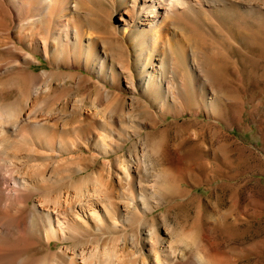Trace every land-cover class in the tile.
<instances>
[{
    "label": "rangeland",
    "instance_id": "1",
    "mask_svg": "<svg viewBox=\"0 0 264 264\" xmlns=\"http://www.w3.org/2000/svg\"><path fill=\"white\" fill-rule=\"evenodd\" d=\"M200 1L207 13L195 7L193 12L184 11L190 24L176 25L170 49L165 53L156 49L146 68L136 63L132 38L123 33L117 12L107 18L112 4L106 0L88 2L83 29L85 38L96 44L94 49L105 53L109 73H94L75 53H66L64 46L53 61L44 57L41 47L34 51L33 45L26 47L35 57L29 61L30 69L55 73L53 81L65 84L56 93L64 91L65 97L76 98L83 111L92 110L95 83L104 81L113 95L118 94L111 103L112 114L103 118V124L114 128L112 134L98 122L87 121L76 124L81 132L77 136L67 123L56 130L69 129L68 134L63 132L69 141L54 144L55 151L47 146L45 158L33 161L60 162L45 171L54 182L51 191H64L71 182L91 175L90 181L111 184L105 197L116 205L117 228L106 222L101 230L92 228L90 235L77 242L54 240L53 251L86 240L91 247L94 241L117 237L119 247L134 256V264H154L157 255L159 261L197 264L194 242L210 253L209 264H264V0ZM16 23L9 24L13 31ZM32 26L39 39L46 38L45 24ZM176 46L183 59H177ZM172 56L169 81L174 86L170 84L168 92L162 80L159 101H155L149 80L143 77L152 66L170 76L159 62ZM12 59V52L0 50V83L10 74ZM141 71L144 76L140 77ZM17 96L14 88L0 90V100ZM107 107L103 103L98 108ZM95 127L108 134L104 133L110 146L104 153L97 151ZM91 154L97 157L88 159ZM103 161L110 162L112 172V165L125 163L130 180L123 181V186L113 177L105 178ZM89 184L92 187L93 182ZM39 193H33L31 205ZM35 233L27 232L24 243L18 245L26 244L29 254H42L44 242L36 244ZM181 235L194 239L189 242ZM60 259L58 264H68V259Z\"/></svg>",
    "mask_w": 264,
    "mask_h": 264
},
{
    "label": "bare ground",
    "instance_id": "2",
    "mask_svg": "<svg viewBox=\"0 0 264 264\" xmlns=\"http://www.w3.org/2000/svg\"><path fill=\"white\" fill-rule=\"evenodd\" d=\"M106 1L112 4L107 18L111 19V15L117 12L122 22L123 33L132 38L130 47L139 58H136V63H142L143 68L148 66L156 49L161 48L162 52L170 49L169 40L176 37L177 33L174 30L176 25L179 26L182 22L190 24L182 15L184 11L188 9V12H193L195 7L206 12L200 0ZM88 2L90 3V0H0V50L10 51L14 55L7 70L10 74L2 79L0 90L14 88L18 94L12 101L0 100V264H58L56 261L61 260L60 258L68 259V264H134V256L126 248L119 247L117 237L104 243L94 241L95 244L91 247L86 244V240L77 246H63L56 251L51 249L54 240H80L85 234L90 235L92 228L101 230L106 222L116 227L118 223L116 205L105 197L107 191H110L111 184L108 185L107 182L105 185L106 183L99 179L90 181L91 175L71 182L64 191H51L54 182L51 183L52 176H46L45 171L52 165L59 166L60 162H33L44 157L50 148L47 146L52 147L53 150L50 148V151H55L54 144L57 142L59 145L65 144L69 137L63 132L68 134L69 129L61 131L62 133H58L56 129L60 126L65 127L67 123L75 125V128L72 125L71 128L76 129L73 131L76 135L79 134L77 136H80L81 132L80 127L76 128V124L87 121L98 122L108 133L114 131L110 123L103 124V118L112 114L111 103L113 99L118 98V94L113 95L104 81L101 84H94L96 93L91 99L92 110L83 111L79 100L65 97L64 91L56 93L57 87H64L65 84L57 85L53 81L55 73L48 70L37 73L30 69L29 61L35 60V57L26 50V47L31 45L33 51L41 47L44 57L52 58L53 61V58L57 59L59 50L64 46L66 53L69 52L71 55L75 53L94 73L98 75L109 73L108 65L105 64V53L96 51L93 47L96 44L89 42L90 38L84 36L83 23L88 13L86 10ZM14 20L17 22L15 31L9 26ZM41 23L47 28V36L39 39L37 32H31V26ZM196 31L198 32L197 29ZM177 47H174L177 59H183L181 48ZM160 60V66L168 68L170 76L154 66L147 71L146 76L144 71L140 72V77L144 76L143 78L149 80L155 101H159V84L162 80L167 84L168 92L171 85L174 86V82L169 79L173 75L175 59L172 56L170 60H164L162 57ZM130 76L132 78V75ZM45 77L46 80L37 83ZM134 85L132 83V86ZM103 103H107L108 107L99 110L98 107ZM69 109L70 114H67ZM92 132L99 137L97 151L106 152L105 147L110 146L105 139L104 133L107 132L103 133L102 130L100 132L97 127ZM81 136L85 137L83 134ZM89 156L88 159L97 157L94 154ZM100 164L104 177L110 180L113 177L120 185L124 186V182L131 178L130 170L123 167L126 166L125 163L112 165L113 172L109 167L111 165L109 161ZM89 182H93L92 187L89 186L92 184ZM36 191L40 193L31 205L32 195ZM29 231L36 232L38 241L36 244L44 242L42 249L44 253L29 254L30 250L27 252L26 244L18 245L20 241L25 240L23 238ZM191 236L189 238L187 235H181V238L184 237L182 239L191 242L190 239H194ZM157 240L159 242V239ZM192 244L196 245L198 250L195 258L197 264L204 262L209 264V260H212L210 253L205 248L197 246L196 242ZM139 264L147 263L142 261ZM154 264L173 263L167 258L159 261L157 255Z\"/></svg>",
    "mask_w": 264,
    "mask_h": 264
}]
</instances>
